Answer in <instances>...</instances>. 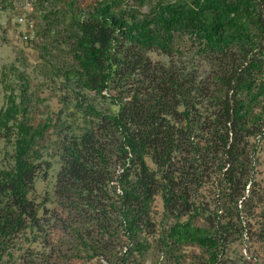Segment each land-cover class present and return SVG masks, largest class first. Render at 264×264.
<instances>
[{
    "label": "trees",
    "instance_id": "trees-1",
    "mask_svg": "<svg viewBox=\"0 0 264 264\" xmlns=\"http://www.w3.org/2000/svg\"><path fill=\"white\" fill-rule=\"evenodd\" d=\"M31 1L44 24L26 41L68 96L39 115L27 74L0 75V264H249L232 254L264 245V0ZM51 129L48 212L29 195Z\"/></svg>",
    "mask_w": 264,
    "mask_h": 264
},
{
    "label": "rangeland",
    "instance_id": "rangeland-1",
    "mask_svg": "<svg viewBox=\"0 0 264 264\" xmlns=\"http://www.w3.org/2000/svg\"><path fill=\"white\" fill-rule=\"evenodd\" d=\"M24 0H15L13 2L14 9L4 10L2 9V5H0V75L6 70L8 71V67L14 64L18 69L17 73L25 72L28 76V79L31 83V91L35 94V98L37 102L35 103L38 106L39 115H51L55 117L56 113L61 109V101L60 99L68 96V89L62 83L61 78H57L56 75L52 74L50 65L45 62L42 58L41 54V36L36 35L33 33L35 39V45L29 44L27 42L28 36L26 34L28 31L25 28L24 24H19L17 26V14L22 11V3ZM149 7H145L143 11H147ZM32 9L28 12H30ZM34 11V10H33ZM33 20L29 18L28 21H33L35 23V27H39L40 25L44 24L43 19L40 18L38 12L33 14ZM32 16V14H31ZM35 31V30H34ZM50 42V40H49ZM55 54L59 53V51L54 50ZM67 58L64 54L59 53V59L57 63L65 61ZM208 67L202 63L200 65V72H203L204 69ZM204 74V73H202ZM1 78V77H0ZM11 80H15L13 83L14 87H18L20 81L15 75L9 77ZM9 89V88H8ZM19 89L16 90L18 93ZM93 97V93H90ZM33 97V98H34ZM34 98V99H35ZM7 103V94L6 90L2 87L0 88V107L6 106ZM103 109H106L105 105H101ZM105 107V108H104ZM110 110L113 107H109ZM37 109V108H36ZM57 135L54 129H51L46 139L43 141L45 147L43 149L44 159L47 161L52 162V167L49 170L46 178L39 176V179L36 182L35 189L30 193L29 197L34 200L36 203H41L43 200L48 199L49 201L46 202L45 207L48 208V212L54 209L56 203L54 202V186L56 182V175L60 168V163L58 160V148L55 144L57 140ZM259 145L258 154L260 155V165L258 166V177L261 183V189L264 190V137L259 138L257 141ZM12 154V149L5 147V145L1 146L0 150V159L2 161V165H8L10 163V155ZM157 211V213H155ZM163 211V203L160 196H157L152 204V215L156 214V221L162 217ZM43 213V210H40V214ZM54 233V232H53ZM28 243L24 242L22 244L23 247H28ZM241 251L243 253L244 258L249 261V264H264V245L262 244H247L242 243L241 247L238 246V249L235 250V253L232 254V257L235 260H240L242 256ZM22 251H16L15 257L21 253ZM5 261L6 258H4ZM97 260H91L84 264H97ZM10 264V263H9ZM68 264H73L68 263ZM74 264H78L74 262ZM146 264H153L152 259L148 257Z\"/></svg>",
    "mask_w": 264,
    "mask_h": 264
},
{
    "label": "built area",
    "instance_id": "built-area-1",
    "mask_svg": "<svg viewBox=\"0 0 264 264\" xmlns=\"http://www.w3.org/2000/svg\"><path fill=\"white\" fill-rule=\"evenodd\" d=\"M31 9L33 10L32 1L31 0H24L23 3H22V11H21L23 14L19 17V22L21 24H24L25 28L28 31H32L33 32V26H34L33 21H28L27 20L28 12Z\"/></svg>",
    "mask_w": 264,
    "mask_h": 264
}]
</instances>
